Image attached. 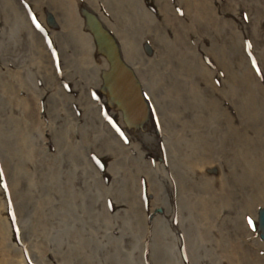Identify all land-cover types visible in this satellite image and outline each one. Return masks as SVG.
I'll return each instance as SVG.
<instances>
[{
    "label": "rangeland",
    "instance_id": "374dc122",
    "mask_svg": "<svg viewBox=\"0 0 264 264\" xmlns=\"http://www.w3.org/2000/svg\"><path fill=\"white\" fill-rule=\"evenodd\" d=\"M88 14L144 129L95 85ZM262 206L264 0H0V264H264Z\"/></svg>",
    "mask_w": 264,
    "mask_h": 264
},
{
    "label": "water",
    "instance_id": "95a60500",
    "mask_svg": "<svg viewBox=\"0 0 264 264\" xmlns=\"http://www.w3.org/2000/svg\"><path fill=\"white\" fill-rule=\"evenodd\" d=\"M88 23L98 48L104 52L109 64V70L103 75V83L110 100L121 109L126 120L142 119L146 114L147 106L140 95L138 84L132 73L121 62L113 39L93 16H88ZM126 95L133 105L130 110L125 108L127 105Z\"/></svg>",
    "mask_w": 264,
    "mask_h": 264
},
{
    "label": "bare ground",
    "instance_id": "6f19581e",
    "mask_svg": "<svg viewBox=\"0 0 264 264\" xmlns=\"http://www.w3.org/2000/svg\"><path fill=\"white\" fill-rule=\"evenodd\" d=\"M117 40V39H116ZM117 42V45H118V47H119V49H120V44H119V42H118V40L116 41ZM121 50V49H120ZM95 54H96V52H94ZM97 56H96V58H95V62H96V65H97V72H98V75L96 76V80H95V85L97 86V89L98 90H100V79H99V72L101 71V69H103L104 67H105V61H104V59L101 57V56H99L98 54H96ZM127 62V61H126ZM127 64H128V62H127ZM129 67L131 68V70L134 72V68L129 64ZM135 73V72H134ZM136 76V75H135ZM137 78V77H136ZM138 80V79H137ZM141 84V83H140ZM129 94V93H128ZM127 94V95H128ZM102 95V94H101ZM127 95H126V102H127V105L125 106V108L126 109H128V110H130V109H132V107H133V105L131 104V102H130V99L127 97ZM103 97H105V95H102ZM113 107V106H112ZM114 108V111L116 112V113H118L119 114V112L117 111V109L115 108V107H113ZM149 124V120L147 119V116H144L143 118H142V120H138V121H136V122H134V123H131V125H127V127H130V128H132L133 130H135V129H137V128H141V129H144L147 125ZM13 186H14V188H16V189H18L19 187V183H15V184H13ZM264 209V206H262V207H260L257 211L259 212V213H257L256 212V214H258V215H261L262 213V210ZM18 210H19V208H18ZM262 216V215H261Z\"/></svg>",
    "mask_w": 264,
    "mask_h": 264
},
{
    "label": "snow or ice",
    "instance_id": "6c2138e0",
    "mask_svg": "<svg viewBox=\"0 0 264 264\" xmlns=\"http://www.w3.org/2000/svg\"><path fill=\"white\" fill-rule=\"evenodd\" d=\"M249 223H251V221H249Z\"/></svg>",
    "mask_w": 264,
    "mask_h": 264
}]
</instances>
